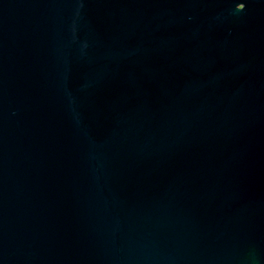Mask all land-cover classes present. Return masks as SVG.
<instances>
[{
	"label": "water",
	"instance_id": "obj_1",
	"mask_svg": "<svg viewBox=\"0 0 264 264\" xmlns=\"http://www.w3.org/2000/svg\"><path fill=\"white\" fill-rule=\"evenodd\" d=\"M0 264H264V0H0Z\"/></svg>",
	"mask_w": 264,
	"mask_h": 264
}]
</instances>
